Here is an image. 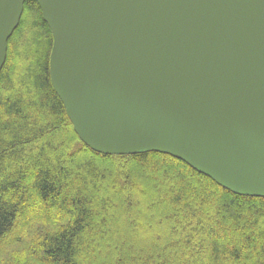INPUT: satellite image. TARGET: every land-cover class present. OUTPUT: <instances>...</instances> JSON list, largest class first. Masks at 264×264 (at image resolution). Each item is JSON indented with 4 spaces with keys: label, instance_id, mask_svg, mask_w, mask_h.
<instances>
[{
    "label": "water",
    "instance_id": "95a60500",
    "mask_svg": "<svg viewBox=\"0 0 264 264\" xmlns=\"http://www.w3.org/2000/svg\"><path fill=\"white\" fill-rule=\"evenodd\" d=\"M49 79L103 155L179 159L264 198V0H34ZM25 0H0V71Z\"/></svg>",
    "mask_w": 264,
    "mask_h": 264
},
{
    "label": "trees",
    "instance_id": "16d2710c",
    "mask_svg": "<svg viewBox=\"0 0 264 264\" xmlns=\"http://www.w3.org/2000/svg\"><path fill=\"white\" fill-rule=\"evenodd\" d=\"M51 43L25 0L0 71V264H264V198L166 154L78 139L50 83Z\"/></svg>",
    "mask_w": 264,
    "mask_h": 264
}]
</instances>
